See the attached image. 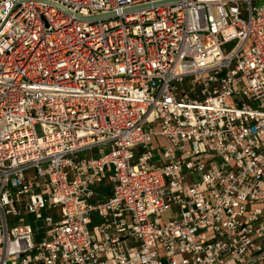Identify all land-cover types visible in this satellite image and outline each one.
<instances>
[{"label":"built area","instance_id":"2783aa9c","mask_svg":"<svg viewBox=\"0 0 264 264\" xmlns=\"http://www.w3.org/2000/svg\"><path fill=\"white\" fill-rule=\"evenodd\" d=\"M0 264H264V0H0Z\"/></svg>","mask_w":264,"mask_h":264},{"label":"rangeland","instance_id":"374dc122","mask_svg":"<svg viewBox=\"0 0 264 264\" xmlns=\"http://www.w3.org/2000/svg\"><path fill=\"white\" fill-rule=\"evenodd\" d=\"M231 45H232V43H228V44H226L223 48L225 49V50H227V49H229L230 47H231ZM30 217H32V215H30ZM168 217V214H164V215H161L160 216V219L161 220H163V218L164 219H166ZM36 226H39V231H38V233H37V235H36V240L38 241V240H40L41 239V237L44 235L43 234V229L41 228V223H40V221L37 223V225H34L33 224V227L34 228H36Z\"/></svg>","mask_w":264,"mask_h":264}]
</instances>
